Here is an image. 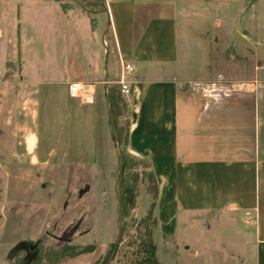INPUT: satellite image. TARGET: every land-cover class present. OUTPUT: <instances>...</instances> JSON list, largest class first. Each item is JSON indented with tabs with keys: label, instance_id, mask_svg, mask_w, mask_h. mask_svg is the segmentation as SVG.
I'll list each match as a JSON object with an SVG mask.
<instances>
[{
	"label": "rangeland",
	"instance_id": "obj_1",
	"mask_svg": "<svg viewBox=\"0 0 264 264\" xmlns=\"http://www.w3.org/2000/svg\"><path fill=\"white\" fill-rule=\"evenodd\" d=\"M70 1L0 0V259H5L6 264H16L17 260L21 264H96L117 243L120 142L116 140V129L113 132L108 107L105 105L102 109L99 152L90 161L92 165H46L37 162L36 153L29 152L33 141L30 129L36 128L37 121L39 124L52 105V100L37 104L30 98L35 87L41 88L36 81L45 85L48 79L64 80L67 74L72 81L73 77L91 73L93 78L103 81L109 75L107 79L111 82L120 76L103 41L104 35L109 45L108 29L103 30L104 20L100 16L106 13L102 4L94 3L93 13L83 7L84 14L80 8L66 7ZM254 9L255 3L245 0H211L205 7L199 4L189 7L190 23H180L182 43L187 42L185 37L191 38L189 60L198 68H206L212 57L208 53L212 38L222 33L228 43L232 41L236 45L237 31L253 26ZM218 19L221 29L216 28ZM261 51L264 60V27ZM253 74L247 73L253 83L262 82L264 90V73ZM26 77L34 84L26 87ZM104 86V83L96 84L97 115L105 98ZM15 122H18L17 128L10 126ZM118 123L126 137V116L120 117ZM14 131L17 138L11 137ZM120 146L123 149V144ZM129 155L133 159L131 173L139 176L138 196L135 208L125 219L124 237L117 243L118 253L109 264H129L136 248L128 244L137 237L138 225L153 203L146 190L149 169ZM158 211L156 206L153 215ZM187 216L181 213L177 219L184 223ZM221 220L216 227L210 220L211 229L199 222L181 227L178 221L165 226L160 222L154 237L159 260L163 264H255L252 217L224 214ZM20 243L32 245L12 253ZM65 245H95L96 249L58 261L44 258L49 251ZM36 255H41L40 260L34 261Z\"/></svg>",
	"mask_w": 264,
	"mask_h": 264
},
{
	"label": "crops",
	"instance_id": "obj_2",
	"mask_svg": "<svg viewBox=\"0 0 264 264\" xmlns=\"http://www.w3.org/2000/svg\"><path fill=\"white\" fill-rule=\"evenodd\" d=\"M93 1L71 0L66 7L80 8L85 14L81 4ZM210 1L105 0L107 11L100 16L103 30L109 32V45L104 35L103 41L115 72L121 75L126 63L134 68L136 83L132 94L124 97L129 120L127 150L152 164L159 179L158 208L177 205L175 216L161 224L178 221L181 227L199 222L211 229L209 221L216 227L224 214L252 217L255 264H264V90L254 91L253 79L247 75L264 73L260 55L264 0H245L255 3L253 26L237 31L236 45L228 43L224 33L213 37L208 47L212 57L206 68H198L188 58L191 38L185 37L187 42L182 43L180 23H190L189 7H205ZM216 28H222L220 19ZM50 68L48 64V75ZM218 75L235 83V91L208 96L187 86L188 82L214 81ZM68 77L48 79L49 87L35 82L41 88L35 87L30 98L37 104L52 100V105L36 128L30 129L29 152L36 153L42 164L88 167L98 156L105 105L110 118L108 88L119 79L110 82L108 75L103 81L91 73L72 81ZM29 80L26 87L34 84ZM97 83L105 84L99 115ZM242 84L244 89H238ZM76 85L83 86L92 99L77 95ZM13 125L17 128L18 122ZM17 136V131L12 132L11 137ZM25 145L28 150L27 137ZM181 213L188 214L184 223L177 219ZM6 262L0 259V264Z\"/></svg>",
	"mask_w": 264,
	"mask_h": 264
},
{
	"label": "trees",
	"instance_id": "obj_3",
	"mask_svg": "<svg viewBox=\"0 0 264 264\" xmlns=\"http://www.w3.org/2000/svg\"><path fill=\"white\" fill-rule=\"evenodd\" d=\"M102 4V9L107 11L105 0H94L93 2H86L84 8L88 13H93L95 11L94 3ZM93 25L95 26V19L93 17ZM109 35V32L107 33ZM108 98L113 115L114 126L116 129V137L120 144H123L122 149V170L120 173L119 181V190L118 195L121 202V215H122V230L120 234V242L123 240L125 232V219L130 215V212L136 206V199L138 196L136 184L138 182V175L131 173V162L133 161L130 158L129 152L127 151L128 140H129V130L126 137H123V134L119 128L118 120L122 116H127L128 114V105L121 94L120 87L114 85L108 88ZM127 123L129 127V120L127 118ZM131 156L135 157L131 154ZM149 169V173L146 181V190L147 193L153 198L152 207L149 210L147 216L143 218L137 228V237L134 240L129 242V246L135 247L136 251L133 253V258L129 261V264H163L158 256V246L155 242V232L158 227V224L166 223L170 221L176 214L177 205L171 204L164 206L159 209L157 215H153V211L157 206L158 192H159V179L156 176L154 170L152 169V164L140 157H135ZM96 249L95 245H88L85 247H73L71 245H65L64 247L49 251L44 255V258L48 261H58L65 257H77L83 254L92 253ZM118 253V244L113 243L111 249L108 251L104 259L96 264H108ZM41 255H36L34 261L40 260ZM43 258V256H42ZM16 264H21L20 260L16 261Z\"/></svg>",
	"mask_w": 264,
	"mask_h": 264
},
{
	"label": "built area",
	"instance_id": "obj_4",
	"mask_svg": "<svg viewBox=\"0 0 264 264\" xmlns=\"http://www.w3.org/2000/svg\"><path fill=\"white\" fill-rule=\"evenodd\" d=\"M134 68L130 63H126L123 66V70L121 72L120 78L117 81V85L120 87L121 94L123 97H129L133 91V85L136 83V80L133 76ZM187 86L192 91H200L205 95L211 96L212 94H216V91L225 92L226 94L235 91V83H229L225 80L222 75H218L214 81L206 82V81H195L188 82ZM244 84L239 85L238 89H244ZM263 87V83L260 81L254 82V91H257Z\"/></svg>",
	"mask_w": 264,
	"mask_h": 264
},
{
	"label": "water",
	"instance_id": "obj_5",
	"mask_svg": "<svg viewBox=\"0 0 264 264\" xmlns=\"http://www.w3.org/2000/svg\"><path fill=\"white\" fill-rule=\"evenodd\" d=\"M83 7L84 5L81 4ZM105 44V42H104ZM106 46V44H105ZM108 49V48H107ZM110 119H111V123H112V126H113V132L115 134V127H114V121H113V115H112V111H111V107H110ZM118 141V139H116ZM118 149H119V153H120V170H119V176H118V179H117V183L119 181V178H120V173H121V170H122V148L120 146V144L118 143ZM118 203H119V210H118V223H119V231H118V237H117V243L120 241V233H121V226H122V215H121V202H120V199H118ZM32 245V244H29V243H20L19 245H17L12 253H16L19 249H25L26 248V245ZM37 247V245H35ZM109 264V263H108Z\"/></svg>",
	"mask_w": 264,
	"mask_h": 264
},
{
	"label": "bare ground",
	"instance_id": "obj_6",
	"mask_svg": "<svg viewBox=\"0 0 264 264\" xmlns=\"http://www.w3.org/2000/svg\"><path fill=\"white\" fill-rule=\"evenodd\" d=\"M83 89V90H82ZM84 87L81 86V85H76L74 86V92L77 94V95H83L84 99L87 100V101H90L92 98L89 94H85L86 91H84ZM91 89V88H90ZM92 91V90H91Z\"/></svg>",
	"mask_w": 264,
	"mask_h": 264
}]
</instances>
